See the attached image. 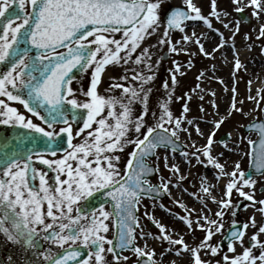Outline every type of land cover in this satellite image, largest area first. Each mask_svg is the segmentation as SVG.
<instances>
[{"label":"snow or ice","instance_id":"snow-or-ice-1","mask_svg":"<svg viewBox=\"0 0 264 264\" xmlns=\"http://www.w3.org/2000/svg\"><path fill=\"white\" fill-rule=\"evenodd\" d=\"M239 2L240 0H233V3ZM185 4L191 12L176 7L170 9L161 20L160 0H0V62L7 64L6 71L0 72V96L7 97V101H19L29 113L42 121L34 122L31 116H26L6 100L0 99V124L19 125L24 129L11 140L5 138L3 141L5 148L10 147V150L0 154V233L14 244L33 251L39 258L38 264H93V261L94 264H107L106 253H113L114 260L126 261L128 257L121 256L118 249H130L138 256L147 257L148 264H155L152 259L156 254L155 250L145 252L134 243L136 228L140 226L134 214V206L139 203L140 196L161 191L160 186L147 181V176L157 171V168L149 165L145 157L153 155L158 147L172 146L175 151L176 141L173 137L178 138L179 131L188 130L182 127L185 117H174L169 108L171 91L168 92L167 100L159 102V117L152 113L154 124L147 123L152 92L149 85L154 79V65L150 47H144L135 56L133 54L137 53L146 36L159 31L161 24L165 28L158 43L170 44V52L180 51L172 44L169 33L173 28L183 31L182 20L200 19L209 28L213 27L211 20L202 15L200 8L192 0H185ZM248 4L252 6L256 16L264 11V0H248ZM212 9V15L219 19L216 0H212ZM236 10L242 11V7ZM191 13L195 15L192 16ZM225 27H228L227 23ZM236 30H239L238 27ZM116 33L121 35L117 37ZM261 35H264V25L261 26ZM221 37V44L217 48L223 46L222 33ZM182 39L187 41L192 37L185 35ZM196 43L205 55H211L200 44L199 38ZM33 48L37 50L35 55L31 54ZM129 62L146 66L147 74H133V79L138 80L139 84H115V87L122 89L120 96L100 94L97 89L105 67L109 64L127 65ZM240 63L236 59L235 66L239 68ZM176 67L179 69L180 65L176 64ZM77 68L82 73L91 69L89 87L86 92L81 89L83 95L90 98L84 101L76 97V89L71 86L76 77L70 74ZM127 71L125 69L126 73ZM120 79L127 80L128 76H121ZM171 81L173 86L177 83L174 73ZM163 87L169 88L167 81ZM136 103L142 106L139 115L134 114L133 105ZM232 107L235 108V103ZM81 109L86 110V116L81 114ZM187 110L188 106L185 104L184 111ZM187 122L193 123L191 120ZM220 123L221 121L215 122L217 127ZM74 124L77 125L76 128L73 127ZM59 125L63 126L57 130L56 126ZM249 127L259 129L262 139L258 153L253 154L264 160V124L257 125L254 122ZM133 128L136 133L134 138L130 136ZM196 130L203 134L198 125ZM214 135L215 132L209 134L203 156L208 158L207 163L220 169L217 178L223 175L230 177L224 192L229 199L219 200L218 203L222 208H227L231 204L233 189L241 196L254 200L252 194L243 191L241 182L242 185L251 186L256 181L240 171L239 162L231 172H226L224 165L211 154ZM75 137H82V142L74 143ZM65 141L67 149L62 147ZM127 144H133L134 148L129 153L125 169L120 170V157L115 152L122 151ZM60 151H64L65 155L58 157L57 153ZM200 151L197 149L183 154L199 158ZM45 153H50L54 158H46ZM34 160H40L56 172L54 188L49 185L47 174L33 164ZM102 161H106V165ZM164 161L165 167L179 171L177 165H168L167 155L164 156ZM261 167L264 168V164ZM37 177L40 181L38 189L30 183V180ZM100 190H104L103 194L116 202L115 207L118 209V212L111 214L118 217L115 244L102 234L109 230L105 221L110 216L109 212L103 210V204L100 205L99 212L92 209L90 224L85 226L83 223L89 219V213L78 202L86 201ZM163 190L168 191L167 184L163 185ZM203 191L207 193L209 189L204 188ZM212 200L216 202V197L212 196ZM45 201L46 213L42 208ZM259 203L264 204V200ZM261 211L264 212V209ZM216 215L223 217L224 211H218ZM185 219L191 228L192 220ZM199 221L200 217H197L196 226L205 228ZM158 226V238L169 245L166 251L175 250L179 254L181 247H175L179 245L183 250L191 252L192 264H212L201 258L200 250L209 248L213 255L218 252V248L209 241L214 234L213 229L215 232L222 230L221 221L208 220L204 240L196 247H190L183 236L176 238L167 233L164 225ZM252 226H256L254 218ZM243 227L246 229L248 225ZM259 232L264 233V226H260ZM140 235L145 233L141 231ZM244 236L243 230L231 233L232 240L239 241L242 246ZM41 240L57 244L64 251L55 253L51 249H42ZM251 241L264 249V241L258 239L257 233L252 234ZM78 243L88 248L86 258H80L81 252L76 247ZM105 244L108 245L107 248ZM228 250L234 252L235 245L230 242ZM160 255L163 256L164 253L161 252ZM223 259L230 264H255L258 259L264 264V250L257 257L252 248L244 246L241 254L232 257L224 255ZM29 264L33 262L30 261ZM215 264H220V261Z\"/></svg>","mask_w":264,"mask_h":264},{"label":"rangeland","instance_id":"rangeland-1","mask_svg":"<svg viewBox=\"0 0 264 264\" xmlns=\"http://www.w3.org/2000/svg\"><path fill=\"white\" fill-rule=\"evenodd\" d=\"M233 0H216V11L219 7L223 9L224 13H227L226 17L229 21H231V26L227 30L225 26L218 23V19L215 15H212V0H192V3L200 8L203 16L208 17L211 20L213 25L212 28L202 27L200 19H189V22L184 24L183 31L178 29L177 31L169 33L170 40L172 44L175 45L177 49H180L179 52H170L169 48L170 44H162L161 48L155 54V60L158 66V71L156 73V77L154 79V87L157 89L156 93L162 95L164 82L167 81L168 84H172L171 77L173 73L176 75L182 66H188L190 69L189 73L182 78H178L180 81L177 89H173L176 96V103L173 106H170V110L173 113L174 117H185L182 121L183 129H187L188 131H179L178 138L174 136L176 140L181 142L185 148L187 153H192L197 149H200V156L188 155L185 156L181 154L180 156H175L174 152H166L165 150H159L154 159L150 161L152 165H154L158 170H161V174L168 175V180L166 181L167 185L170 184L175 190L169 195L166 202L157 203L158 208H154L153 212H151V208H153L152 201H141V211L148 212V220L153 219L154 223H156V229L153 232H149L146 228H140L145 234L148 235V239L143 236H139L136 238L134 243L144 249L145 252H151L153 249L155 250V256L152 258L155 264H159L161 260L160 253H166V249L169 248V245L166 242H161L158 238L160 235L159 224L164 225L166 227L178 228L186 223L185 218L196 219L201 215L199 213H195L192 209L189 210L182 205L183 198L186 196L198 198V189L200 185V178L205 169L211 170V172H216V170L212 167L210 163H207L208 158L203 156V148L207 144V138L209 134L215 132L214 135V143L211 145L218 153H222L227 157V162L224 164L227 170H233L236 167V163L239 162L240 171H245L247 169L249 163V141H254L256 139V135L249 133L244 134L242 131V127L253 122L262 120L264 121V35H261V26L264 25V21H258L256 15L253 14V8L251 6H242V11H237L239 8L237 6L232 5ZM172 6L182 7L187 9V5L185 4V0H160V8L159 15L162 20L163 15L167 9ZM191 12V10L187 9ZM241 12L245 14L250 22L249 24H245L240 21L236 17V13ZM192 16L195 13H191ZM188 25H193L196 28L193 29L195 35H187L192 37L190 40H183L182 38L186 35L185 29ZM238 27V31L236 30ZM165 25L161 24L159 30L164 32ZM211 29V34L213 36H217V34H223V43H231L230 48L234 52V56H230V63L227 65L224 60L219 58V50L211 53L209 55L210 60H205L204 52H202L196 43V39L199 38V33L205 29ZM253 28H257L256 32L253 31ZM219 31H216V30ZM196 30V31H195ZM235 33V35H233ZM117 37L121 35V33L115 34ZM255 37V38H254ZM222 38V37H221ZM176 41H180V43H175ZM221 44V43H220ZM221 48V47H220ZM219 48V49H220ZM229 48V47H228ZM186 49V51H185ZM163 54H166V60H162ZM238 56L236 58V56ZM236 59L240 60V67L237 68L235 66ZM250 59V60H248ZM176 61V63H173ZM246 63L242 65V62ZM176 64H179L180 67L177 69ZM219 66V73H224V80L229 78V75L232 77L233 85L231 90L226 89L221 83L217 82L216 95H212L211 93L206 94L204 97H200V94H195V89L198 88V84L201 87H204L200 80L202 75V71L204 69L209 68V66L216 67ZM246 67L247 73L243 70ZM187 68V69H188ZM106 69V67H105ZM105 71L101 75L104 77ZM191 78V79H189ZM91 81V69L87 71V73L81 77L80 79L73 81L71 86L76 89L75 95L81 100L90 99L83 95L81 89L84 92L87 91L89 84ZM229 86V85H228ZM235 89V91H233ZM98 92L104 95L106 91V86L102 81L98 85ZM203 91V89H200ZM232 92L231 102H227L230 107V110L224 111L223 119L219 127L216 126L215 122L219 121V118L213 120L208 119L204 121V118L209 115L215 114V109L218 108V104L222 102L219 100L220 97L224 96L226 93ZM153 95L149 99V107L150 112L147 116V123L154 124V118L152 113L156 114V117H159V102L160 99L156 97L155 90H152ZM4 99L5 98H1ZM218 101L216 106L213 105L214 101ZM206 101H209L210 104L207 105ZM243 103L242 109V117H238V109L242 106L240 103ZM233 103H235V108L232 107ZM187 104L188 110L184 111V105ZM203 107V110H202ZM228 107V106H227ZM134 110L140 109L142 106L139 103L133 105ZM227 110V108H226ZM135 113V112H134ZM140 113V112H139ZM139 113L135 115H139ZM188 120L193 121L192 124H188ZM114 123V120L112 121ZM208 125V129L206 132V136L199 135L196 126L198 125L201 128L202 125ZM170 127L173 125H169ZM136 135L134 128L130 132V136L134 138ZM223 135H227L229 140L219 143V138ZM82 137H75L74 143H81ZM195 142V145H193ZM134 148L133 144H127L124 146L122 151L117 150L115 155L120 157L118 162V167L120 170L125 169V165L129 159V153L132 152ZM64 154H57L58 157L63 156ZM168 156V165H177L179 170L183 171L180 174V171H176L171 167H165L164 156ZM158 157V158H157ZM46 158L53 159L54 157L50 155H46ZM39 163L41 166L39 167L43 170L47 176V180L49 185H52L53 188L55 186V176L56 172L49 168L47 165L43 164L40 160H34ZM203 161V162H202ZM106 161H102V164L106 165ZM239 173H237L238 175ZM230 177L228 176V180ZM253 180L256 181L254 185L247 186L242 185L243 191L249 192L254 196V203L248 204L245 209L237 210V205L239 202H242L247 197L241 196L239 192L233 189L232 195L230 197L231 204L227 208H222L219 203L213 204L210 202V205L207 209V220H204L203 225L205 228H199L196 226V229L193 231V240L191 243L194 246H197L204 240L206 235L208 220H218L223 223V228L220 232H215L213 229V236L211 237L209 243L218 248V243L221 241L225 231L229 228V226L233 224H245L248 227L245 229L244 236V246L250 247L253 250V253L258 257L261 249L258 244L251 241V237L253 233L258 234V239L264 241V233L259 232L260 226H264V212L261 209H264V204L259 203V201L264 200V194L259 192L260 188H264V174L260 177H255ZM169 187V186H168ZM169 190V188H168ZM52 191V189H50ZM168 192V191H167ZM169 194V193H168ZM222 199H229V197L223 194ZM177 201L179 203H177ZM46 203V201H45ZM181 204V205H180ZM47 205L45 206V211H47ZM159 207H162L165 214L160 212ZM195 209L197 207H194ZM199 210V209H198ZM224 211L223 217H218L216 213L218 211ZM193 211V212H192ZM199 212L203 213V210L200 209ZM191 216H189V215ZM143 216V214H142ZM255 220V227L252 226V220ZM235 221V223H233ZM158 222V223H157ZM186 228H181V231H185ZM166 231V230H165ZM169 233V230L166 231ZM198 232V233H197ZM148 233H151L150 235ZM235 245V251H227L223 249L221 252L218 249V252L213 255L210 252L209 248H203L200 250V255L203 254L202 258L205 261H211L212 264H215L216 261H220V264H230V262H225L223 257L224 255H228L229 257L239 255L243 252V247L239 241L233 243ZM15 244L9 241L3 233H0V264H9V258H11V264H27L21 255L20 250L12 249ZM147 245V247H145ZM250 245V246H249ZM56 246H58L56 244ZM176 252L175 250H173ZM185 257H183V261L185 264H192L193 257L188 259V253H185ZM128 259L125 260H113L112 258L105 256L106 262L109 261L110 264H134L137 261L138 256L133 251H128L125 255ZM109 258L112 260L110 261ZM258 259L255 264H258ZM94 264V261H93ZM181 264V263H180Z\"/></svg>","mask_w":264,"mask_h":264},{"label":"bare ground","instance_id":"bare-ground-1","mask_svg":"<svg viewBox=\"0 0 264 264\" xmlns=\"http://www.w3.org/2000/svg\"><path fill=\"white\" fill-rule=\"evenodd\" d=\"M232 5L237 6V7H242V6H248V0H240L239 4L237 3H233ZM250 6V5H249ZM252 7V6H251ZM217 15L219 16V19L217 20L219 24H222V26H225V23L228 24V27H225L227 30L230 28L231 26V21H229L225 15V13L223 12V9L221 7H219L217 9ZM216 17V15H215ZM258 21H264V11L260 12L259 16H256ZM201 26L202 27H207L206 24L202 21L201 22ZM196 28L193 25H188L185 29V34L186 35H193L194 31L193 29ZM257 28H253V31L256 32ZM196 31V30H195ZM163 35V32L161 30H159L157 33H153L151 36H146L145 39L141 42L140 48L137 49V53H134L133 56H135L136 54H138L144 47H150V52H151V61L154 65L152 72L155 73L154 75V79L156 77V73L158 71V66L155 60V54L157 53V51L161 48L162 44L158 43V40L160 39V37ZM255 38V37H254ZM199 41L200 44L203 45V48L205 49V51L207 53H213L216 52V50H219V58L221 60H224L225 63L228 65L230 63V56H234V52L233 50L230 48L231 43H223V46L219 49L217 48V45H220L222 38L221 35L217 34V36H213L211 34V29H205L202 32L199 33ZM200 48V45H198ZM229 47V48H228ZM215 49V51H214ZM205 60H210L209 55H205ZM236 56V55H235ZM238 56H236L237 58ZM250 60V59H248ZM242 65L246 66V63L243 61ZM188 66H182L181 69L178 71V73L176 74V76L178 78H182L183 76L187 75L190 71V69L188 68ZM219 66L217 65L216 67H212L209 66V68L204 69L202 71V75L200 77V80L203 84H205L204 87H201L200 84H198V88L195 89V94H200V97H204L206 96V94L211 93L213 96L216 95V89L215 86L217 87V82L221 83L226 89L231 90V87L233 85L232 82V77L231 75H229V78L224 80V73H219L220 70L218 69ZM125 69H128L127 73L125 72ZM219 70V72H218ZM246 73V67H244L243 69ZM134 72H144L147 74V69L146 66L141 64V65H136L133 62H129V64L127 65H123V64H109L106 66L105 69V76L102 77V84L104 83L106 86V91L104 92L105 96H120L122 94V89L121 88H117L114 85L119 83V84H123V85H127V86H132V85H138L139 81L138 80H134L133 79V74ZM127 75L128 79L127 80H121L120 77ZM177 78V83L173 86L172 84L169 85L168 89H163L162 95L159 93H156L157 89L154 87V79L150 82V87L152 88V90H155V94L157 95L156 97L158 98V100L160 99V95H161V99L167 100L168 99V92L171 91L172 96H171V100L169 102V107L175 105L177 99L176 96L174 94V90L173 89H177L179 86V83L181 80H179ZM191 79V78H189ZM229 85V86H228ZM200 89H203V91H200ZM154 92H151L150 98L153 95ZM232 99V92L230 91L229 93H226L224 96L220 97L219 100L222 102L221 104H218V101H214L213 105L216 106L218 104V108L215 109V114L214 115H209L208 117L206 116L204 118V121H207L208 119H217L219 118V121H221L223 119V113L224 111H229L230 107L228 104H225L226 101L227 102H231ZM225 102V103H224ZM206 104L209 105L210 102L206 101ZM242 106H240L238 109H243V103H240ZM228 106V107H227ZM118 107V106H117ZM227 108V110H226ZM238 111V110H237ZM134 114H137L140 112V109H135L134 110ZM159 115H160V111H159ZM238 117H242V111H238L237 114ZM208 123L206 125H202L200 130L203 133L204 136H206V132L208 129ZM199 135H202L200 133H198ZM211 154L213 156L216 157V159L221 163V164H225L227 162V157L224 154H220L218 152H216V150L213 148V146H211ZM212 167L216 170V172H211V170L209 169H205L202 177L200 178V185H199V189H198V198H194L191 196H186L185 198H183L182 201V205L183 207L189 209V210H193L195 213H199L201 215V220L199 221L200 224L204 223V217H207V209L208 206L210 205V202H212L213 204L218 203L219 200H222V196L225 192V186L228 182V176L227 175H223L220 176L219 178H217V173L220 172V169L215 168L214 164H211ZM224 170L226 172H231V170H227L226 166L224 165ZM180 174L183 173V171L180 169ZM204 188H208L209 192H204L203 189ZM210 193V194H209ZM212 196L216 197V202H214L212 200ZM181 205V204H180ZM194 207H197L196 209ZM202 209L203 213L199 212V210ZM192 211V212H193ZM189 215V214H188ZM190 216V215H189ZM191 217V216H190ZM192 220V227L189 228L187 223H183V225L180 227V229L174 227V228H167L166 227V231L169 230V233L176 237L179 238L180 236H183L185 242L190 246V247H196L194 246L191 241L193 240V231L196 229L195 227V220L196 219H191ZM181 228H186L185 231H181ZM167 243V242H166ZM175 247H181V252L178 254L177 252L169 251L164 253V255L161 257V260L159 261V264H173V262H175V264H185V262L183 261V257H185V253H188V259H190L192 257L191 252L183 250L182 246H175ZM125 254V253H124ZM204 255L201 254V258H203ZM107 264H110L109 261H107ZM258 264H261L260 261H258Z\"/></svg>","mask_w":264,"mask_h":264},{"label":"flooded vegetation","instance_id":"flooded-vegetation-1","mask_svg":"<svg viewBox=\"0 0 264 264\" xmlns=\"http://www.w3.org/2000/svg\"><path fill=\"white\" fill-rule=\"evenodd\" d=\"M7 69V64L6 63H2L0 62V72H3V71H6ZM86 74V72H84L82 74V76ZM1 98H3V96H0ZM6 102L9 103L10 105H12L13 107L17 108L20 112L24 113L26 116H31L32 119L34 120V122L36 123H42V121L39 120L38 117L34 116L32 113H29L23 106V104H21L19 101H7V97H4ZM60 126H63V125H59V126H56L57 127V130ZM74 128L77 127L76 124L73 125ZM14 128H21L19 125H16V126H13L12 124H8V125H3V124H0V135H3L4 138H8L12 132V130ZM22 129V128H21ZM185 151V149H184ZM183 151V152H184ZM33 164L36 166V167H40L41 165L35 161H33ZM168 175H164V174H161V170H158L155 177L149 182L150 184H153V185H158L161 187V190H163V185L164 184H167L166 181L168 180ZM30 183L32 184V186L36 189L39 188V184H40V181H39V178L37 177L35 180H30ZM168 188L169 190H172L173 187L170 186V184H168ZM168 190V191H169ZM164 191V190H163ZM164 199L159 201V202H166L169 195L167 191H164ZM42 195V193H41ZM141 201H152V204H153V208H151V212H153V209L154 208H158L157 206V201H155L154 199H151V198H142L139 200V203L137 204L136 206V213H137V220L139 221V227L136 228V238H138L140 236V233L139 231L141 230L140 228H146L149 232H153L155 229H156V223H154L153 219H150L148 220V216L145 215V213H148V212H144V211H141V204L140 202ZM84 202V200H81L78 202L79 205H81L82 203ZM47 205V203H43L42 205V208H43V211L46 213L45 211V206ZM47 208V207H46ZM160 209V212H162L163 214L166 213V211H164V209H162V207H159ZM97 212L100 211V207L99 208H96ZM104 211H107L110 213V216L109 218L105 221L106 224L109 225V230L108 232L106 233H102L103 235H106L109 239H112L113 238V234H114V222H113V217L111 215V208H110V205H104ZM53 211H57L56 209H53ZM89 213V219L87 221H84V225L87 226L88 224L91 223V211L88 212ZM75 214V212H74ZM143 214V216H142ZM49 220L51 218H48ZM70 243V242H69ZM40 244H41V247L42 249H51L53 252L57 253L58 251L62 250L63 248L60 247L59 245L56 246V244L54 243H51L50 241H44V240H41L40 241ZM76 247H85L83 246V244H79L76 246ZM105 247L107 248L108 245L105 244ZM87 248V247H86ZM12 249L14 250H20V252H22V255L25 256V259L26 261L29 263L30 261L33 262V264H38V261H39V258L35 256L34 252L31 251V250H28V249H25L23 247H21L20 245L18 244H15V246L13 245ZM88 249V248H87ZM110 255V257L113 258V253H108Z\"/></svg>","mask_w":264,"mask_h":264},{"label":"water","instance_id":"water-1","mask_svg":"<svg viewBox=\"0 0 264 264\" xmlns=\"http://www.w3.org/2000/svg\"><path fill=\"white\" fill-rule=\"evenodd\" d=\"M176 7H173V8H170V9H174ZM169 9V10H170ZM169 10L166 14L169 13ZM165 14V16H166ZM164 16V18H165ZM238 17L245 21L246 23L248 22L246 20V18H244L243 16H241L240 14H238ZM186 20H182L181 21V24L183 22H185ZM176 28H173L172 30H174ZM60 50V49H58ZM36 49H32V53H36ZM81 73V71L77 68V69H73V72L70 74V75H73L75 77H77L79 74ZM82 115L86 116L85 112L84 111H80ZM82 122V121H81ZM254 122L250 123L249 125L245 126L243 128V131L245 133H249V132H253V133H256L257 136H258V139L255 140L253 143L250 144V164H249V167H248V170L245 172L246 176L250 175L251 177L253 176H259L261 174L264 173V168L261 167V164H264V160H261L257 157V155H254L253 153H258L259 151V145H260V141L262 139L261 135H260V132H259V129L258 127H249L250 125H253ZM257 125H260V124H264V122L262 121H259V122H255ZM17 135L16 134H13L9 140H11V138L15 137ZM224 139H227L226 137ZM4 140L0 139V154H2L5 150H10V147L8 149L5 148L4 146V143H3ZM29 147H32L31 145H28ZM64 146V142L62 143V147ZM64 148V147H63ZM159 148H164V147H158L154 150V154H155V151ZM166 149L167 151H170L172 150V146H169L168 148H164ZM37 151H40V149H37ZM175 151H178V152H181L182 151V145L179 144L178 142H176V146H175ZM153 155L151 156H148V157H145V161L146 160H150L153 158ZM154 175V172L149 174L147 176V180L150 179L151 177H153ZM104 190H100L98 191L97 193H94L91 197H89L85 202L84 204L81 206L85 211H90L94 208H97L99 207L101 204H107L109 203L111 205V209H112V213L113 212H118V209H116L115 205H116V202L109 196H105L103 194ZM154 192V191H153ZM153 192L150 194V195H153ZM145 195H149V194H145ZM144 196V195H143ZM250 200H246V202H249ZM245 204L244 203H240L239 204V208H244ZM135 207V206H134ZM135 214V212H134ZM114 216V221H115V237H114V240H113V243L115 244L116 240H117V231H118V226H117V215H113ZM136 216V214H135ZM236 230H242V227L241 225H234L232 226L226 233V236L223 238V241L222 243L220 244V248H222L223 246H228V244L233 241L232 238H231V233L233 231H236ZM77 250H79L81 252V257L80 258H86V250L82 249V248H77ZM63 252V251H62ZM60 252V253H62ZM117 252H120V250L118 249ZM78 258V260L80 259ZM71 264V262H70ZM139 264H148V261L147 260H142Z\"/></svg>","mask_w":264,"mask_h":264}]
</instances>
